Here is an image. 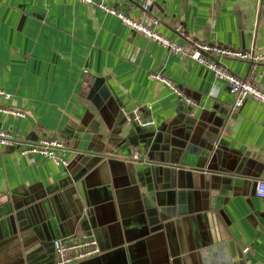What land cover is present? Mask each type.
I'll list each match as a JSON object with an SVG mask.
<instances>
[{"label":"crops","instance_id":"crops-1","mask_svg":"<svg viewBox=\"0 0 264 264\" xmlns=\"http://www.w3.org/2000/svg\"><path fill=\"white\" fill-rule=\"evenodd\" d=\"M109 5L179 43L217 42L264 55V0ZM224 64L253 76L264 91V62ZM152 74L169 78L195 103ZM0 89L12 95L0 105L26 114H0V130L26 141H65L70 160L59 167L0 147V264H56L54 242L82 234L102 253L78 264H228L232 241L244 264H264V198L256 194L264 181V106L249 99L235 109L228 84L205 66L95 5L0 0ZM123 107L140 108L155 127L127 122ZM208 133L223 141L226 174H206L198 187L176 168L165 166L158 176L151 163L164 162L165 149L175 141L206 144ZM119 154L135 158L140 199Z\"/></svg>","mask_w":264,"mask_h":264},{"label":"built area","instance_id":"built-area-1","mask_svg":"<svg viewBox=\"0 0 264 264\" xmlns=\"http://www.w3.org/2000/svg\"><path fill=\"white\" fill-rule=\"evenodd\" d=\"M77 1L98 6L106 13L119 18L126 27L143 35L170 53L180 57L188 56L211 70L215 79L222 80L228 84L230 92L234 96L233 107L235 109H240L249 99L264 106V91L254 82V77H240L230 71L224 64V60L231 59L249 62L253 66H256L264 62V55L262 53H257L254 50L244 51L217 42L190 41L186 44L179 43L167 38L145 23L134 20L121 10L110 6L109 4L112 0ZM144 8L148 10L149 5H145ZM254 71L255 67L252 72ZM152 78L170 88L183 102L189 105L195 103L185 93L183 88L173 83L169 78L162 74H152ZM0 98L10 100L12 95L0 89ZM121 113L127 122L133 123L140 128H152L156 125L153 119L143 116L140 108L127 110L123 107L121 108ZM0 114L11 115L16 118H24L26 116L21 111L6 108L2 105H0ZM0 147L15 148L20 155H39L59 167L67 168L70 166V160L67 156L69 150L67 143L59 139L42 138L36 141H26L8 131L0 130ZM256 194L259 198H264V181L257 184ZM244 251H247V249ZM101 253L98 241L89 234L71 235L65 238H59L54 242L56 264H78L96 258Z\"/></svg>","mask_w":264,"mask_h":264},{"label":"water","instance_id":"water-1","mask_svg":"<svg viewBox=\"0 0 264 264\" xmlns=\"http://www.w3.org/2000/svg\"><path fill=\"white\" fill-rule=\"evenodd\" d=\"M95 88L97 87L95 86ZM204 139L207 141L206 144H203L201 142L195 144L181 141H175L174 143H172L171 146L165 149L166 153L164 156V162L151 163L158 166V176L161 177V175H163V168L165 166L169 168H176L178 170L184 171V178L186 179V183L188 182L189 175H192L195 181V187H198L199 180L202 177H205L206 174H226L227 172L225 169H230V167L229 165H227L226 161L225 164H223L224 149L222 147H219V145L224 146L223 141H217L218 135L213 133L206 134L204 136ZM81 153L84 154V158H89V155H94L93 152L87 151H82ZM118 157H122L130 163L128 164L131 181L130 189L136 194V198L140 199L141 188L137 181V175L133 167L135 158L127 157L125 155H120ZM137 160L140 161L139 159ZM150 174L151 170L145 172V175L147 177L150 176ZM146 185H149L148 181H146ZM158 211L161 215H166L168 217L174 216L172 210L170 209L166 210L160 208ZM229 246L231 249V256L233 260L228 264H244L243 250L240 247L235 246L234 241L230 242Z\"/></svg>","mask_w":264,"mask_h":264}]
</instances>
